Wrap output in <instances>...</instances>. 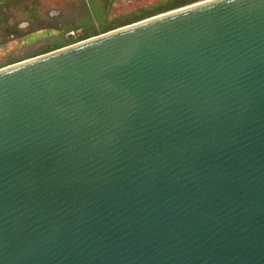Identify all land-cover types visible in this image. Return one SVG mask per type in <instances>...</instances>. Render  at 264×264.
<instances>
[{
  "label": "water",
  "instance_id": "water-1",
  "mask_svg": "<svg viewBox=\"0 0 264 264\" xmlns=\"http://www.w3.org/2000/svg\"><path fill=\"white\" fill-rule=\"evenodd\" d=\"M189 6L0 68V264H264V0Z\"/></svg>",
  "mask_w": 264,
  "mask_h": 264
},
{
  "label": "rangeland",
  "instance_id": "rangeland-1",
  "mask_svg": "<svg viewBox=\"0 0 264 264\" xmlns=\"http://www.w3.org/2000/svg\"><path fill=\"white\" fill-rule=\"evenodd\" d=\"M165 1L116 0L105 20L130 19ZM86 5V0H0V68L46 54L69 38L79 39L96 31Z\"/></svg>",
  "mask_w": 264,
  "mask_h": 264
},
{
  "label": "trees",
  "instance_id": "trees-1",
  "mask_svg": "<svg viewBox=\"0 0 264 264\" xmlns=\"http://www.w3.org/2000/svg\"><path fill=\"white\" fill-rule=\"evenodd\" d=\"M116 0H86V7L89 10V14L91 19L97 26V30L93 31V33H85L79 39L69 38L67 41L63 43H59V45L53 47L50 51L57 50L59 48L75 44L79 41L86 40L88 38L98 36L100 34H104L106 32L115 30L120 27H124L144 19L163 14L178 8H182L191 4H194L203 0H166L164 3L157 5L156 7H152L150 9L144 10L138 14L132 15L130 19H124L123 21H106L105 16L108 12L110 4ZM98 32V33H96ZM16 62H11L6 64V66L14 64Z\"/></svg>",
  "mask_w": 264,
  "mask_h": 264
},
{
  "label": "bare ground",
  "instance_id": "bare-ground-1",
  "mask_svg": "<svg viewBox=\"0 0 264 264\" xmlns=\"http://www.w3.org/2000/svg\"><path fill=\"white\" fill-rule=\"evenodd\" d=\"M208 1H211V0H208ZM208 1H206V2H208ZM202 3H205V2H202ZM202 3H199V4H202ZM199 4H195V5H199ZM195 5H192V6H190V7H193V6H195ZM187 8V7H186ZM186 8H183V9H186ZM183 9H180V10H183ZM180 10H177V11H180ZM173 12H176V11H173ZM173 12H170V13H173ZM163 15V14H162ZM162 15H158V16H156V17H153V18H151V19H148V20H144L143 22H145V21H149V20H152V19H155V18H157V17H161ZM142 23V22H141Z\"/></svg>",
  "mask_w": 264,
  "mask_h": 264
},
{
  "label": "flooded vegetation",
  "instance_id": "flooded-vegetation-1",
  "mask_svg": "<svg viewBox=\"0 0 264 264\" xmlns=\"http://www.w3.org/2000/svg\"><path fill=\"white\" fill-rule=\"evenodd\" d=\"M95 37V36H94ZM83 41V40H82ZM80 42V41H79ZM78 43V42H77Z\"/></svg>",
  "mask_w": 264,
  "mask_h": 264
}]
</instances>
